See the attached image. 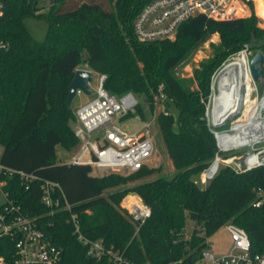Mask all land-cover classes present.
Listing matches in <instances>:
<instances>
[{"label":"trees","instance_id":"1","mask_svg":"<svg viewBox=\"0 0 264 264\" xmlns=\"http://www.w3.org/2000/svg\"><path fill=\"white\" fill-rule=\"evenodd\" d=\"M1 1L0 40L7 47L0 50V164L6 169L0 174L6 180L0 213L9 200L20 205L61 249L60 264H118L108 256L88 254L74 232L72 215L86 237L102 240L136 264H196L209 235L229 221L248 232L254 252L264 250V202L254 206L257 189L264 190V167L238 171L224 165L205 186L195 179L217 151L205 118L211 76L231 55L247 48L253 34L258 42L248 51L264 53V27L257 16L215 19L196 14L179 27L174 39L144 41L135 34L134 21L151 0H52L47 10L42 0ZM27 17L47 20L44 40L33 37ZM214 32L221 34V41L194 69V88L193 81L174 71ZM84 64L107 74L104 87L110 93L142 97L127 118L142 117L146 105L154 107L160 86L178 109L177 116L169 110L158 114L176 173L132 187L152 211L138 229L120 206L127 190L110 188L157 169L144 166L128 176L93 174L89 165L57 161L58 145L71 149L78 144L70 124L75 111L67 99L75 71ZM259 84L264 86V64ZM46 181L60 186L52 189L60 206L44 202ZM187 215L195 222L189 238L183 237ZM14 247L13 238H0V256L7 262L14 260Z\"/></svg>","mask_w":264,"mask_h":264},{"label":"built area","instance_id":"2","mask_svg":"<svg viewBox=\"0 0 264 264\" xmlns=\"http://www.w3.org/2000/svg\"><path fill=\"white\" fill-rule=\"evenodd\" d=\"M241 4L242 0H151L135 18V34L144 41L173 38L179 27L192 16L204 14L215 19H230L238 17ZM3 11L4 4L0 0V15ZM5 47L7 43L0 40V50ZM247 51L245 48L244 52ZM78 68L89 69V66L84 64ZM106 78L107 74L100 73L96 97L75 110L74 132L80 147L69 163L89 165L92 173L95 169L100 174L133 173L152 163L155 145L151 125L145 123L141 131L132 132L121 123L130 112L135 111L140 100L133 92L121 96L110 93L104 87ZM216 82L212 86L213 93L208 100L205 118L214 134L217 151L196 181L205 185L215 178L224 165L238 171L264 167V88L251 76L249 86L244 85L238 92L222 98ZM224 103L230 105L229 111L239 109L240 115L225 128H217L215 125L223 114L215 118L214 108L217 105L223 107ZM5 170L0 164V174L6 173ZM20 174L27 179L35 178L32 174ZM0 183L6 184V180L0 179ZM54 186L60 188L49 181L43 184V200L48 206L61 204L60 199L52 195ZM256 193L259 198L254 206H260L264 202V190L259 188ZM120 206L137 229L152 214L151 207L140 195L124 197ZM65 207L70 208L71 205L67 203ZM72 221L74 232L88 247L90 256L97 259L108 256L118 264H136L125 259L120 250L106 246L102 240L86 237L75 215H72ZM225 225L232 241L231 249L217 254L207 247L196 264H264V250H252L248 232L232 221ZM3 236L14 239L15 257L12 262H7L4 256H0V264H60L62 261L61 249L47 238L30 216L22 212L20 205L11 200L0 213V238Z\"/></svg>","mask_w":264,"mask_h":264},{"label":"rangeland","instance_id":"3","mask_svg":"<svg viewBox=\"0 0 264 264\" xmlns=\"http://www.w3.org/2000/svg\"><path fill=\"white\" fill-rule=\"evenodd\" d=\"M52 0H42V4L44 5V10H47L49 3ZM252 3V4H251ZM241 12L238 16L249 17L252 15L257 16L258 23L261 27H264V0H242L241 4ZM25 23L27 28L37 40H44L46 37V33L48 30V22L45 18H34V17H27L25 19ZM253 36H255L253 34ZM252 36V37H253ZM256 37V36H255ZM175 37H173L174 39ZM257 39V37H256ZM221 41V34L219 32L212 33L208 38L201 41L197 44V47L191 57L187 59L182 65L178 66L175 69V74L182 78L189 80L190 82L193 81V87H197V83L195 80L194 69L197 68L203 60L208 59L213 55L214 51V44H217ZM258 42V39L255 43ZM244 48L238 51L237 53L231 55L226 61L222 63L219 68H217L211 76L210 80V91L205 101V116L207 112V105L210 95L213 93L212 86L216 82L218 76L223 71L225 66L233 60H238L242 63V82L245 78L250 77L249 72V64L250 59L255 53L254 50L247 51L245 54ZM243 52V53H242ZM84 66V65H81ZM100 79V72L93 70V79L90 83V90L91 94H86L84 92H78L77 95L74 97L71 109L75 111L80 105L88 102L92 98L96 97V90L99 84ZM262 79V78H261ZM217 83V82H216ZM259 84V82H257ZM260 85V84H259ZM261 86V85H260ZM264 88V86H261ZM138 99L142 102V97L135 94ZM154 107L150 105H146L144 107L143 116L141 117L139 114H136L132 118L125 117L121 120V123L130 131H141L142 126L145 123H150V132L154 141L155 145V153L152 157V163L149 166L150 168H155V171L150 176L145 178H134L127 181L124 185L119 187H112L110 190L114 191L118 188H124L127 192L123 195L122 199L129 195H139L136 191L132 189V187L138 183L155 179L157 177H172L177 169L173 163L172 158L169 155L163 134L160 129L158 114L161 110H169L175 116L178 114V109L174 103V101L166 95L162 87H159L158 93L154 98ZM71 126L75 128L76 121L73 119L70 122ZM80 143L76 146L72 147L71 149H66L62 145L57 146V161L58 162H69L71 158L77 153L79 150ZM3 152V145L0 144V157ZM226 154H224L225 156ZM93 173H98L95 169ZM100 174V173H98ZM124 176H128L134 173H121ZM200 176V174H199ZM199 176L195 177L196 181H198ZM200 186H205V184L198 183ZM6 201L5 195L1 188L0 183V206L4 204ZM195 227V222L187 215L186 225L183 231V237L189 238L193 228ZM208 248L214 251L217 254L228 252L232 247V241L230 239L229 233L226 229V225L224 224L221 228L213 232L207 238ZM200 264V263H198Z\"/></svg>","mask_w":264,"mask_h":264},{"label":"water","instance_id":"4","mask_svg":"<svg viewBox=\"0 0 264 264\" xmlns=\"http://www.w3.org/2000/svg\"><path fill=\"white\" fill-rule=\"evenodd\" d=\"M257 41L256 37H252V42L248 44L247 49H252ZM264 53L262 50H257L250 59L249 70L255 82H260L263 75ZM93 79V71L85 68H77L74 78L69 86V94L67 103L71 106L74 97L78 91L86 94H91L90 83ZM240 115V110H230L224 114L218 123L217 128H225L226 125Z\"/></svg>","mask_w":264,"mask_h":264},{"label":"bare ground","instance_id":"5","mask_svg":"<svg viewBox=\"0 0 264 264\" xmlns=\"http://www.w3.org/2000/svg\"><path fill=\"white\" fill-rule=\"evenodd\" d=\"M244 52V51H243ZM242 52V53H243ZM246 54V52H244ZM242 63L238 60H233L230 63H228L223 71L220 73V75L217 78L218 87L221 90V97L225 98L231 93H236L239 91L241 87L244 85L249 86L250 80H251V74L250 77L245 78V80L242 82ZM250 72V70H249ZM230 105L228 103H224L223 107H220L217 105L214 108V117L217 118L219 115H224L229 111Z\"/></svg>","mask_w":264,"mask_h":264},{"label":"crops","instance_id":"6","mask_svg":"<svg viewBox=\"0 0 264 264\" xmlns=\"http://www.w3.org/2000/svg\"><path fill=\"white\" fill-rule=\"evenodd\" d=\"M90 69H92V68L89 67V70H90ZM80 106H81V105H80Z\"/></svg>","mask_w":264,"mask_h":264}]
</instances>
